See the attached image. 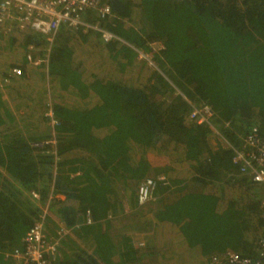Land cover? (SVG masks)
Returning a JSON list of instances; mask_svg holds the SVG:
<instances>
[{
	"label": "trees",
	"instance_id": "1",
	"mask_svg": "<svg viewBox=\"0 0 264 264\" xmlns=\"http://www.w3.org/2000/svg\"><path fill=\"white\" fill-rule=\"evenodd\" d=\"M109 3L108 18L87 19L120 40L65 26L52 40L11 36L22 54L17 50L16 63L3 60L0 73V264H24L12 254L23 252L41 204L80 239L65 235L55 264H140L132 239L111 236L103 225L123 203L136 206L140 180L157 178L150 154L170 162L150 203L170 186L191 189L156 215L176 211L175 222L184 219L156 225L173 239L143 252L154 264H200L206 247L230 251L236 229L243 238L231 249L253 255L264 229V185L239 174L233 148L254 129L264 139V0ZM137 50L158 68L145 79L135 69L137 60L147 62ZM12 67L21 74L11 75ZM204 105L213 111L210 124L190 117ZM228 208L238 217H225ZM43 221L52 223L48 214ZM210 223L222 231L212 236Z\"/></svg>",
	"mask_w": 264,
	"mask_h": 264
},
{
	"label": "built area",
	"instance_id": "2",
	"mask_svg": "<svg viewBox=\"0 0 264 264\" xmlns=\"http://www.w3.org/2000/svg\"><path fill=\"white\" fill-rule=\"evenodd\" d=\"M90 13L97 18H108L112 13L109 0H0V29L4 30L8 36L16 32H32L41 33L48 40H52L55 32L61 26H65L74 29L97 30L105 42L112 39L120 40L111 31L88 20ZM137 52L139 57L141 55L147 58L142 50H137ZM27 59L30 61L31 56L28 55ZM10 73L19 76L21 69L12 67ZM48 113L52 116L51 109ZM212 115L213 111L210 107L204 105L194 107L190 117L198 124H202L209 123ZM52 122L55 123V120L53 119ZM233 150V162L239 167V174L264 185V139L256 129L246 133L239 147ZM161 179L146 176L138 182L134 193L137 205H144L153 199L156 182ZM262 204H264V198ZM43 220L44 217L36 221L24 236L23 252L15 251L12 254L22 259L24 264H55L60 248L58 240L60 238L56 239L47 234ZM90 221L89 211H87L86 222ZM67 230L68 228L64 227L62 232L66 234ZM250 249L254 252L253 255L230 250L213 254L211 261L213 264H264V229Z\"/></svg>",
	"mask_w": 264,
	"mask_h": 264
},
{
	"label": "crops",
	"instance_id": "3",
	"mask_svg": "<svg viewBox=\"0 0 264 264\" xmlns=\"http://www.w3.org/2000/svg\"><path fill=\"white\" fill-rule=\"evenodd\" d=\"M0 36L6 37L8 35H6L4 30L0 29ZM10 43H11V41H7L8 46ZM4 46H5V43H4ZM4 46L2 48H4V49L8 48V47H4ZM3 54L4 53L2 51H0V69L5 70L8 62L6 65L4 64V62L2 64L1 60L4 58ZM1 72L2 71H0V73ZM3 98H6V95H4ZM148 160L151 164V169H152V170H150L151 173H154V171H156L160 174V176H162L164 178V173L168 172L167 170L169 169L168 168L169 167L168 162L166 164L162 163L163 166L157 168L156 165L152 164L150 156H148ZM189 191H191V189H189L188 186L186 184H183V183L170 186L167 190H165L161 193H155V201L148 203V210L145 209V211H143L141 215H138L141 218L140 221H137L136 219H134L133 221L127 220L123 223V222H120V220H119L116 223L117 225L122 226V233L121 234H127L132 239L134 246L136 248H138V250L142 254V256H141L142 260H141L140 264H154L153 261H154V259L156 260V257L153 258V257H150L148 255H145V253H143L144 251L147 250L148 247L152 246L153 241H155L156 244H159L162 241H164L165 239H170L169 235L163 237V234L158 233V228L156 225L162 224V223H160V220L161 219H169V220H172L175 222V219H178V218H174V217H176V216H174L176 211L164 214V215H167L166 216L167 218H162L161 216L156 217L157 213L160 210L161 211L164 210L165 206L175 205L177 202H179L181 200V198L184 195L188 194ZM136 206H137V203H136ZM136 206H134L133 208H130L128 203L125 202V203H123V206H122L120 212H126L125 213V214H127L126 216H129L130 213H132V214L134 213ZM227 211L228 210L226 209V211H224V213H222L223 215H225V217H227ZM118 214L121 215L120 213H118ZM118 214H116V215H118ZM42 217H44V216H42ZM114 218H115L114 220H117L119 217L118 218L114 217ZM183 219L179 220L178 222L176 221L175 223L177 225H179V223L182 222ZM56 220H58V219L56 218ZM105 221L107 222V223L105 222V224L103 225L105 230H110V229L112 230V219H111V217H109L108 221L107 220H105ZM58 222H59V220H58ZM164 223L165 222H163V224ZM103 226L101 227L102 230H103ZM164 226H166V225H164ZM206 229H208L209 232H212L211 233L212 236L218 234L216 231H220V232L222 231V230H217L216 225H214L213 223L208 224L206 226ZM171 236H173V234H171ZM224 236H226V235H224ZM241 238H243L242 233L237 231V229H236L235 240H233L231 242L228 241V243H226V244L232 247ZM172 239H170V241H172ZM227 239L229 240V238H227ZM114 241L117 242L116 240H114ZM231 247H228L227 249L233 250V249H231ZM159 248L162 249L163 247L161 246ZM176 249L178 252L183 250L182 247H180V248L177 247Z\"/></svg>",
	"mask_w": 264,
	"mask_h": 264
},
{
	"label": "rangeland",
	"instance_id": "4",
	"mask_svg": "<svg viewBox=\"0 0 264 264\" xmlns=\"http://www.w3.org/2000/svg\"><path fill=\"white\" fill-rule=\"evenodd\" d=\"M97 24V23H96ZM84 31H88V30H84ZM27 33V32H26ZM17 34V35H16ZM16 34H14L13 36H16L18 39H21L22 37H23V34L24 33H17L16 32ZM11 36L12 35H10V36H6V37H1L0 36V51H2L4 54V57L6 56V58H3L1 61H2V64H3V60H8L7 62H14V63H16V58H17V56H19V55H17V50L21 53V50L18 48V47H16L15 49H14V46H13V44H9V46L7 45V41H10V39H11ZM4 43H5V46H4ZM8 47V48H2V47ZM153 48H154V50H156V52H158V51H160L161 50V45L159 44V43H154L153 44ZM139 51H141V50H139ZM14 52H16V54L14 55ZM144 54H146V56H147V58L145 57V56H141L140 55V59H144V60H146L147 62L144 64V61H140V60H137L135 63H134V65H135V69L136 70H138V71H140V73H139V75H140V78H142V79H145L146 78V76H147V74L149 73V70H151V68H153V66L156 68V69H158L157 68V66H156V64H155V62H152V60H151V55L149 54V53H145V52H143ZM22 54V53H21ZM29 54V53H28ZM7 55H9V57H7ZM21 56V55H20ZM138 56H139V54H138ZM19 58V57H18ZM6 62V63H7ZM158 65V64H157ZM0 71H2V69H0ZM44 72V71H43ZM217 78V77H216ZM36 79V78H35ZM49 78H47V76H45V84L46 83H48V85H49ZM213 81H217V79H215V80H213ZM36 86H41L42 84H43V82H42V80H40V79H37L36 80ZM49 88V87H48ZM50 93V92H49ZM51 95V94H50ZM49 94H48V96H46L45 98H46V100L48 101V102H51V96H50ZM7 98V97H6ZM8 100V99H7ZM49 109H51V107H49L48 108V110H47V112H46V115H48V116H50L49 115V113H48V111H49ZM15 115H16V113H14ZM212 119H213V117H210V119H209V123H207V124H210L211 123V121H212ZM52 118H51V120H50V124L51 125H53L54 123L52 122ZM150 157H151V162H152V164L153 165H156L157 166V168L158 167H162L163 166V164L162 163H167L168 162V164L170 163L169 162V160H168V158L165 156V155H160V154H150L149 155ZM163 159V160H162ZM157 173L158 172H156V175H157ZM149 177H154L155 175H151V174H149L148 175ZM157 177H160V178H162L163 179V177L162 176H160V174H158L157 175ZM32 194V193H31ZM30 194V195H31ZM33 195V197L35 196L34 194H32ZM31 195V196H32ZM34 198H37V199H39L37 196H35ZM154 202V201H153ZM148 203H150V201L148 202ZM148 203H146V204H144V205H141V206H139V205H137L136 206V209L134 210V213L132 214V213H130L129 214V216H126L127 214H125L126 212H120V214L121 215H115V216H113L111 219H112V230L110 229V230H108L109 231V233H110V235L112 236H118L119 237V235H121V233H122V226H119V225H117L116 223L120 220V222H125V221H127V220H134V219H136L137 221H140L141 220V218L138 216V215H141L142 214V212L143 211H145V209L146 210H148ZM40 210H42V215L41 216H44L45 214H48L49 216H50V218H51V220H52V223H50V222H48L47 221V223H48V225H45V228H46V231H47V234L49 235V236H52V237H54V238H56V239H58V238H60V239H58L59 240V242H61L62 240L61 239H63L64 237H65V235H70V236H73L74 238H76L78 241H80V239L78 238V237H76V232L75 231H73V229H70V228H68V232L66 233V234H64L63 232H62V229L64 228L63 227V225L60 223V222H58V220H56V216L54 215V214H52V213H50L49 212V210H47V206L45 205V204H41V206H40ZM228 211H227V217H230V218H233L232 216H234V217H238L237 215H238V213H239V211L238 212H236V210L234 211V209H231V208H228L227 209ZM125 214V215H124ZM56 217V218H55ZM114 217H116V218H118L117 220H114L115 218ZM45 221H46V219H45ZM53 230V233L54 234H52L49 230ZM58 237V238H57ZM116 240V239H115ZM60 245H61V243H60ZM220 252H222V251H220ZM216 253H219V252H217V250H213V249H207V247H206V252H205V255L203 256V258H200V262L203 260V262L202 263H200V264H213L212 263V261H211V256L213 255V254H216Z\"/></svg>",
	"mask_w": 264,
	"mask_h": 264
},
{
	"label": "clouds",
	"instance_id": "5",
	"mask_svg": "<svg viewBox=\"0 0 264 264\" xmlns=\"http://www.w3.org/2000/svg\"><path fill=\"white\" fill-rule=\"evenodd\" d=\"M28 55H30V54H27V56H28ZM27 56H26V58H27ZM27 60H28V59H27Z\"/></svg>",
	"mask_w": 264,
	"mask_h": 264
}]
</instances>
